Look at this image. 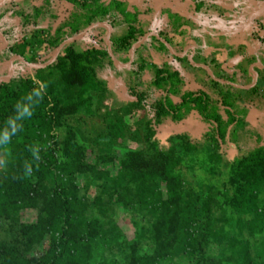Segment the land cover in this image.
Listing matches in <instances>:
<instances>
[{"label": "trees", "instance_id": "16d2710c", "mask_svg": "<svg viewBox=\"0 0 264 264\" xmlns=\"http://www.w3.org/2000/svg\"><path fill=\"white\" fill-rule=\"evenodd\" d=\"M43 1L32 15L19 12L20 23L37 26L48 15L53 33L13 39L7 56L18 54L32 66L41 63L42 50H62L46 67H32L25 77L14 70L0 82V264H264V141L247 119L249 104L264 102V82L247 90L212 80L174 104L170 95L184 88L180 76L151 65L154 79L146 83L150 65L141 59L131 85L138 105L164 94L145 123L147 147L119 158L94 149L89 161L79 119L93 116L95 97L111 91L95 67L101 52L65 42L101 18L112 27L127 25L112 41L115 52H126L143 30L124 2L63 0L71 10L55 26L54 0ZM194 118L207 129L201 136L176 134L164 145L155 138V126ZM248 134L256 145L235 159L224 192L196 191L180 171L184 158L201 149L210 152V163H221L224 149L241 150ZM221 199L237 217L228 216ZM118 210L132 217V242L115 221ZM247 233L263 235L261 242Z\"/></svg>", "mask_w": 264, "mask_h": 264}, {"label": "rangeland", "instance_id": "374dc122", "mask_svg": "<svg viewBox=\"0 0 264 264\" xmlns=\"http://www.w3.org/2000/svg\"><path fill=\"white\" fill-rule=\"evenodd\" d=\"M7 1V0H5ZM152 0H132L133 5H137L139 3H143V5H148L149 2ZM192 1V8L194 15L189 19L190 27H191V35L188 34L189 41L191 40L193 43L196 44L198 51L210 50L211 46L216 41V37H220L221 40L226 37L230 38L229 36H224L222 34L211 33L210 31H224L220 28H216L213 26V23H219L217 20L219 16L225 14V19L227 21H232L231 26H233L234 30L233 33L237 31L238 24L236 20H239L241 15L247 14L248 12V0H213L214 2L218 1L216 4L211 2V0H195L202 1L204 3H209L211 7H216L215 10L217 13L216 16L212 14L213 11H208L207 7L201 11L195 10L194 0ZM207 1V2H206ZM210 1V2H209ZM251 1V0H250ZM7 3V2H6ZM160 5L164 6L165 1L160 0ZM8 5V4H4ZM14 5V4H9ZM132 5V4H131ZM150 5V4H149ZM143 8V11L134 9L135 7H130V12L132 15L136 16L140 21V27L143 30V33L139 36L140 41H147L151 36L149 34H159L160 29V19L161 16L157 17V24H154L156 21L154 20L153 10L150 6ZM10 7V6H8ZM20 7V6H19ZM13 7H11L12 9ZM15 8V7H14ZM71 5L63 0H54L52 4V13L57 16L55 20V26H58L61 21L66 19L68 13L70 12ZM20 9V10H19ZM13 11L18 12L22 11L24 13L29 12V1H25L22 5V8ZM192 10V9H191ZM163 12V11H162ZM258 12L262 13L264 18V6ZM160 13V11H159ZM158 15V14H157ZM48 16V15H46ZM44 17H40L37 21V26H31V23H28L20 32L14 33V35L18 34L21 37L27 36L30 31H39L44 30L47 34L53 33L50 31V24L52 22V18H50L49 25L45 26L43 24ZM210 18L208 22L207 19ZM229 18V20H228ZM206 20V21H205ZM101 18L96 19L93 23L87 26L83 33L88 31L86 34L83 35V39L77 41L76 46L79 49H96V51L101 52L97 55V59L95 62V67L99 74L105 79L107 82L108 88L111 91V94L105 96L104 98L101 96L95 97V110L97 109L96 113L93 116H81L79 119L80 127V142H84L86 147L88 148V159L89 161L95 159V156L99 153H113L117 156V158L121 157L126 153L128 150H142L147 147L145 143V135L147 131L145 129L146 121L153 117V107L159 103L163 98L164 94L162 92H157L152 96L149 100L145 101V103L138 105V101L140 98L138 91L131 90V85L135 82L134 74L139 71L140 68V61H132L131 52L124 53V55H117L115 52L108 54L105 50L106 42L104 38L98 35L97 31H100L103 27H106L105 30L109 31V40L115 39L118 37L119 26H115V28H111L105 22H100ZM151 21V22H150ZM226 20L223 21V27ZM257 22L249 24V27L254 30L253 35L257 38L259 35V39L264 44V27L262 24H257ZM12 23V21H10ZM21 22V21H20ZM20 22H13V26L10 28L13 31V28L20 25ZM100 22V24L98 23ZM119 22V20H118ZM162 23V22H161ZM187 23V22H186ZM98 24L97 26H95ZM119 24V23H118ZM153 24V26H152ZM8 25V24H7ZM162 25V24H161ZM211 28H207L208 26ZM218 25V24H217ZM2 21H0V27H3ZM97 27V29H93L89 31L91 28ZM162 27V26H161ZM19 29V28H18ZM207 29V31H205ZM210 29V30H209ZM251 29H249L251 31ZM102 31V30H101ZM81 32V33H82ZM79 35H82V34ZM101 35L104 34L100 32ZM107 32H105L106 34ZM232 33V34H233ZM104 34V36H105ZM170 34V33H169ZM168 34V35H169ZM217 34V35H216ZM159 35H163L162 33ZM8 36V34H7ZM18 36V37H19ZM168 37V36H166ZM20 38H16L15 40H19ZM94 38V39H93ZM216 38V39H215ZM96 45L91 40H96ZM147 39V40H146ZM147 43H143L142 47H146L147 44L153 41V36L150 38ZM71 42V41H70ZM69 42V43H70ZM166 43L169 41H165ZM165 43H162L164 47ZM191 45V43H189ZM62 46L54 47L49 50H42L38 53V56L41 59V64L46 65L50 61V57H52L53 52L57 51V49ZM148 47V46H147ZM176 51L178 53H182L183 49L176 47ZM48 49V48H47ZM144 49V48H143ZM62 48L60 49V51ZM184 53V52H183ZM148 55V54H147ZM175 59V58H174ZM190 60V59H189ZM189 60L186 62L190 63ZM149 62V68L143 73V80L147 83L154 79V73L150 70L151 65L153 64L156 59L151 57L150 55L147 58ZM163 67L164 61L158 62ZM177 63V65H175ZM118 65L121 69L122 68H129L130 71L126 69L123 70V74L116 73V67ZM175 65V66H174ZM172 70L179 71L180 69L184 68V65L181 64L177 59L172 62ZM133 69V71H132ZM29 67L25 66L23 62H16L15 63V76L25 77L30 73ZM125 71V72H124ZM172 71V72H174ZM8 69L6 71L0 73V80L4 81L7 77ZM122 73V72H121ZM175 73V72H174ZM8 80V79H7ZM136 84V83H135ZM147 86V85H145ZM238 86V85H237ZM200 87V86H199ZM201 90L199 88L193 87L192 85H186V88L181 89L178 93L170 95V99L174 104H179L181 102V98L185 93H200ZM250 99H254V96H251ZM129 103V104H128ZM125 108L129 110V114L125 113ZM250 114L248 115V121L252 125L254 131L257 135H260L264 141V108L261 109L255 104H249ZM100 110V111H99ZM127 114V115H126ZM263 114V115H261ZM73 124V123H72ZM205 125H203L198 118H194L193 121H189L185 119L182 123H175L173 127L168 126L167 124L157 125L154 128L155 131V138H157L161 144H166L167 141L176 134H189L192 137H199L201 136L204 131H206ZM62 135L65 133V129L61 131ZM102 136V139L100 137ZM195 140V139H193ZM256 145V138L254 136H250L249 134L242 137L241 139V150L236 148L233 144L230 145L229 148L224 152L226 153V157L223 159L221 163H210L208 160L209 151L206 149H201L195 153L189 154L184 158V161L181 165L180 171L183 175L193 184V187L196 191L207 190V187L212 186L219 191L224 192L225 187L228 184L231 178V168L233 162L239 155L244 153L246 150H249L251 147ZM94 149L96 155L94 154ZM229 149V150H228ZM118 163H115L114 167H111L110 170L112 172L116 171ZM221 203L224 205L228 216H235L237 215L232 212L231 208L227 206L224 202V199H221ZM29 220H35L36 216L34 213H29L28 215ZM117 225L121 229L123 233V239L127 242H132L135 239L137 229L134 227L132 222V217L129 213H123L121 211H117L116 220ZM247 233L245 236L250 239L252 243H260L262 240L263 235H255V236H248ZM120 264H124L123 260Z\"/></svg>", "mask_w": 264, "mask_h": 264}, {"label": "crops", "instance_id": "0c3cea01", "mask_svg": "<svg viewBox=\"0 0 264 264\" xmlns=\"http://www.w3.org/2000/svg\"><path fill=\"white\" fill-rule=\"evenodd\" d=\"M25 1H29L28 13L29 14L31 13V15L33 14L34 9L43 7V2H44L43 0H7V1L0 0V21H2L4 25L3 27H0V73L6 71V68L8 69L7 77L6 80L4 81H8L7 79L9 73H14L15 63L23 62L22 59L18 56V54H12L7 56L6 50L8 48L7 45L9 42H11L10 45H13L15 43V42L12 43L13 39L15 40L16 38H20L18 34L14 35V33L20 32L23 29V27L26 26L24 25L22 27L20 23L18 27L19 29L17 28V26L13 28V31L12 29H10L13 26L14 21L15 22L21 21V17L19 16L18 13L23 12V10L18 11L17 13L14 11L18 10L19 8H22V5L25 3ZM106 1L108 2L109 0ZM117 1L127 3L129 10L130 7L134 6L135 7L134 9L143 11V8L147 7L150 4L149 6L153 10V14H152L154 15L153 18L156 21L154 24H157L158 22L157 17L161 16V18H159L160 19L159 31L163 35H159L161 33L149 34L151 37L153 36V41L147 44L146 47H142L143 43L145 44V42L147 43L149 40H151L150 39L151 37L148 40L146 39L147 41L145 42L140 41L138 39L139 36L141 35L140 33L138 34L136 41L133 43L129 51L115 52L112 44L113 39L109 40V33H108L109 31L105 30L106 27H103L102 29H100V31L97 32L100 37L104 38L106 44H108L105 47L106 48L105 50L108 52V54L115 52L117 55L119 54L124 55V53L131 52L132 53L131 57L133 62L137 60L141 61V59L147 60L148 56L150 55L151 57L156 59V61H154L152 65H156L159 68L167 67L170 70V72L174 71L172 70L171 65L172 62L175 59H177L181 64L184 65V68L180 69L179 71L175 69L174 72L177 73L180 76L181 80L183 81L184 89L186 88V85H192L193 87L197 86V88L201 90V85H207L209 84L210 81L215 80L218 83L234 85L235 89L241 87L250 90L253 88L254 85H258V83H261L262 81L264 82V44H262V42L259 39L260 35L256 38L253 35L254 30H252L249 27V24L251 25V23L255 21L257 22V20H260L258 21L257 24H262V26L264 27V18L262 16V13L258 12L260 9L263 8L264 0H251V1L248 0L249 3L247 5L248 6L247 14L241 15L239 20H236V23L238 24V29L236 33L235 32L233 33L234 28L233 26H231L232 21H227V19H225L224 16L225 14L221 15V17L219 16L217 20L219 23H213V26L218 29L220 28L221 30L224 31L220 32L214 30L210 32L213 34L217 33L218 35L223 33L222 35L227 37L229 36L230 38L224 37L221 40L220 37H216L217 39L215 38L216 41L211 46V49L204 51H200V50L198 51L196 44L193 43L191 40L189 41L187 36L188 34L191 35L190 33L191 27L189 26L190 23L188 22L190 21L189 19L194 15L192 8L193 3L191 0H164L165 1L164 6L160 5L159 3L160 0H152L151 2H149L147 6L143 5V3H139L138 6L133 5L132 0H117ZM211 2L214 1L211 0ZM217 2L215 1L214 4H216ZM4 4H8V5H4ZM9 4H14V5H9ZM194 4L196 8L195 10L197 11H201L204 9V7L205 8L207 7L209 12L213 11L212 14L214 15V17L217 14L215 13L216 7H214L216 5L211 7V5H209L208 2L203 4L202 1L195 2V0H194ZM200 5H202L201 7L202 9L200 8L201 10H199ZM11 7L13 8L11 9ZM209 20L210 18H208L207 21L206 20L205 21L208 22ZM224 20L227 21L224 24V26H226L225 28L223 27ZM10 21H12V23ZM31 21L32 22H30L31 25H29V27L34 26V24L32 23L35 22L33 20ZM100 22H105L108 26H110L108 22L103 21L102 19ZM100 22L98 23L100 24ZM138 22L140 24L139 19ZM49 23H50L49 16H45L43 20V24L47 26L49 25ZM55 23L56 22H54V24ZM139 24L138 27L141 28ZM97 25L98 24H96L95 26ZM117 26L120 27L119 29L120 33L118 34L119 37L127 29V25L122 23L121 25H117ZM110 27L115 28L112 26ZM207 28H211V26L209 25ZM93 29H97V27H93L89 31H92ZM249 29H251V31ZM205 31H207V29ZM85 32L84 33L82 32L83 33V34L81 33L82 35L78 34L75 36H69L65 43H69L70 41L75 42L83 39L84 38L83 35L86 34L88 31L86 33ZM100 32H103L104 34L105 32L107 33L104 36V34L101 35ZM91 41H93L96 45H98L96 42L97 39ZM165 41H169V42L166 43ZM162 43H165L164 47L162 46ZM189 43H191V45H189ZM176 47L183 49L181 51L182 53H178V51H176L177 49ZM61 48L62 47H59L57 51L53 52V55L52 57H50L49 59L50 61L48 62V64H51L52 62L55 61ZM50 49L51 48L44 50L50 51ZM187 60H189L190 63L186 62ZM162 61H164L163 67L160 65V63H158ZM48 64L42 65L40 63L38 64L39 65L38 68H44ZM175 65H177V63H175ZM25 66L29 67V69L34 67V65L32 66L25 65ZM115 67L117 70L116 73L118 74H123V70L125 69L127 71L131 70L129 68L121 69L118 65H115ZM0 82L2 81L0 80ZM257 106L263 109L264 102L263 104H258Z\"/></svg>", "mask_w": 264, "mask_h": 264}, {"label": "water", "instance_id": "95a60500", "mask_svg": "<svg viewBox=\"0 0 264 264\" xmlns=\"http://www.w3.org/2000/svg\"><path fill=\"white\" fill-rule=\"evenodd\" d=\"M34 67H35V68H38V67H39V65H34Z\"/></svg>", "mask_w": 264, "mask_h": 264}]
</instances>
